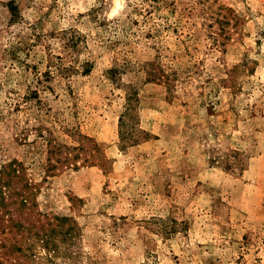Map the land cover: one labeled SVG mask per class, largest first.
Segmentation results:
<instances>
[{
    "label": "rangeland",
    "instance_id": "rangeland-1",
    "mask_svg": "<svg viewBox=\"0 0 264 264\" xmlns=\"http://www.w3.org/2000/svg\"><path fill=\"white\" fill-rule=\"evenodd\" d=\"M0 177V264H264V0H0Z\"/></svg>",
    "mask_w": 264,
    "mask_h": 264
},
{
    "label": "trees",
    "instance_id": "trees-1",
    "mask_svg": "<svg viewBox=\"0 0 264 264\" xmlns=\"http://www.w3.org/2000/svg\"><path fill=\"white\" fill-rule=\"evenodd\" d=\"M18 171H19V168H17L16 166H13L12 163H10L7 166L2 168V172L6 173L7 175H9L10 173H13V174L17 175V174H19ZM12 183H13L12 180H10L9 178H6V179L3 178L2 179L0 177V198H1V203L4 204L3 201L5 200V197H6L7 194L9 196V195L14 193L18 197L20 196L19 197V205L22 206V207H28V205H27L28 204V196L20 194V193H25L24 191L23 192H18V190L22 189V186H27V184H24V185L21 184V186L18 187L20 189L16 190L15 186ZM4 189L8 190L7 191L8 193H5ZM7 211H9V210H7ZM4 214H5V216H4ZM4 214L0 215V220H1L0 227H2L0 229V232L6 231L5 230L6 228H7V230L9 232H11L8 228L12 229V227H14V228H17L18 230L21 229L24 232L26 231L27 233L32 235V237L39 236V233L34 230L35 229V223L29 222V221L25 222V220L22 221V220H20L18 218H15L13 216H9L6 213H4ZM51 218L53 219L55 217L53 216ZM42 227H43V224L40 225V228H42ZM35 242L38 243L39 241L31 240L30 242H28L27 245L24 244L23 246H21L20 243H13L12 242V244H9L7 247H8V250H19L21 252H23V251L24 252H28V255H27V257L25 256L24 261H27L28 264H34L35 263V259L34 258L30 259V257H34L35 256V253H33V249L36 246ZM48 242L49 241L42 236L41 237V241H40V246L43 245V247H46ZM1 243H2V241H1ZM3 245H6V244L3 242V244H1V246H3ZM17 245H19V246H17ZM1 264H3V262H1Z\"/></svg>",
    "mask_w": 264,
    "mask_h": 264
}]
</instances>
